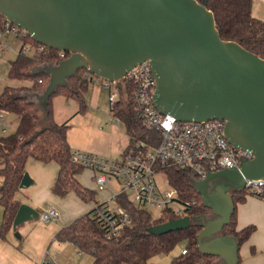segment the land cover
I'll list each match as a JSON object with an SVG mask.
<instances>
[{
  "label": "water",
  "instance_id": "water-1",
  "mask_svg": "<svg viewBox=\"0 0 264 264\" xmlns=\"http://www.w3.org/2000/svg\"><path fill=\"white\" fill-rule=\"evenodd\" d=\"M0 14L38 44L70 54L58 65L38 68L50 75L38 95L43 109L79 70L117 82L122 90L127 73L149 61L161 114L180 122L225 121L229 142L254 158L243 160L239 170L193 183L210 217L186 216L148 231L164 235L199 223V251L219 257L220 264H239L238 241L220 232L235 212L231 192L243 191L246 179H264V59L223 40L214 13L197 0H0ZM32 183L26 172L20 187ZM38 217L21 204L13 229Z\"/></svg>",
  "mask_w": 264,
  "mask_h": 264
},
{
  "label": "trees",
  "instance_id": "trees-1",
  "mask_svg": "<svg viewBox=\"0 0 264 264\" xmlns=\"http://www.w3.org/2000/svg\"><path fill=\"white\" fill-rule=\"evenodd\" d=\"M197 1L214 13L216 27L223 40L235 41L244 49L264 59V21L253 16V0ZM3 18L4 16L0 14V19ZM25 41L34 47L38 46L30 36ZM62 61L59 50L51 49L47 55L20 54L10 62L9 79L30 81L32 85L8 86L0 94V112L13 114L18 119V127L14 133L7 136L0 134V178L3 180L0 186V207L4 209L0 227L2 239H6L13 228L15 216L21 205L16 199V194L21 189L20 184L30 159L45 164L52 162L58 164L57 179L52 187L55 195L65 197L75 192L86 203L95 200V191L83 186L77 178L85 168L71 162L72 149L67 139L69 127L66 123L58 125L52 113V99L56 95L76 99L81 109H85L84 93L87 88L84 76L88 71L79 70L68 79V86H59L49 98L46 109L30 98L33 93L41 95L50 82V75L45 71H38V68L43 65H58ZM132 91L133 86L125 80L122 81L120 97L112 108V114L125 125L130 136L129 146L134 141L151 139L157 142V133L143 127L134 109ZM167 177L170 186L179 191L180 199L198 200L200 203L188 211V216L212 215V211L201 202V195L193 185L196 181L193 175L170 168L167 170ZM231 194L235 212L220 235L236 238L240 249L255 232V227L248 226L241 230L237 228V207L238 204L245 202L248 194L245 190L233 191ZM117 202L133 217L132 224L125 227L118 238L108 239L90 212L63 227L55 239L58 242L75 244L80 251L93 257V264H152L153 258L170 254L182 243L187 244L188 253L176 257L173 264H220L219 257L204 255L199 251L197 241L203 229L199 223H193L188 229L177 232L152 234L148 231L151 227L178 217L170 211H164L160 219H153L146 208L133 204L127 195L119 196Z\"/></svg>",
  "mask_w": 264,
  "mask_h": 264
},
{
  "label": "built area",
  "instance_id": "built-area-1",
  "mask_svg": "<svg viewBox=\"0 0 264 264\" xmlns=\"http://www.w3.org/2000/svg\"><path fill=\"white\" fill-rule=\"evenodd\" d=\"M14 37L21 48L12 46L6 49L20 54H49L51 48L38 44L32 46L25 40L29 33L13 25L4 16L0 19V39ZM62 60L68 58V53L59 51ZM86 79L108 91V102L111 108L117 103L120 91L117 82L87 73ZM133 86L131 100L143 127L157 133V142L134 141L119 160H111L101 155L88 154L82 151H72L71 162L75 165L93 171V179L99 191H110L108 201L99 202L91 211L92 218L102 228L108 239L118 238L122 230L132 224L133 217L117 202L121 195H127L133 204L139 207H154L172 212L176 217L188 216V211L198 200L187 201L179 197V191L170 186L167 170L176 168L186 171L195 177L196 181L205 179L211 173L223 170H239L243 160L254 158L249 151L234 147L225 136V121L213 119L202 122H180L175 115H163L154 104V94L157 81L149 61H146L131 71L122 81ZM116 123L120 121L116 118ZM14 128V123L8 121L5 112H0V134H5ZM159 175L166 177V187H161L157 180ZM117 181L119 190L111 187ZM244 190L248 195L264 200V179H246ZM202 202V201H201ZM203 203V202H202ZM59 212L53 207H47L39 214L42 222L57 220ZM179 255L188 253L187 244H180ZM42 264H56L44 260Z\"/></svg>",
  "mask_w": 264,
  "mask_h": 264
},
{
  "label": "crops",
  "instance_id": "crops-1",
  "mask_svg": "<svg viewBox=\"0 0 264 264\" xmlns=\"http://www.w3.org/2000/svg\"><path fill=\"white\" fill-rule=\"evenodd\" d=\"M252 13L256 19H264V0H253ZM8 46L18 50L21 48V44L12 36L0 39V53L2 55L14 54L13 60H15L18 55L14 51L6 49ZM86 76L87 73L84 76L87 88L84 93V110L81 109V105L76 99L67 98L64 95L53 97V119L58 125L67 123L70 118L79 117L81 118L80 124L100 123L101 117L88 112L89 107L96 106L99 102V96L93 87L100 86V84L87 80ZM38 97L34 93L30 95V98L37 103H39ZM98 110L100 111V109ZM125 133L129 137L130 143V136L127 134L126 128ZM129 143L124 152L120 154V159L126 152ZM58 171L59 166L54 162L45 164L34 159L28 160L26 172L32 178L33 183L30 187L21 188L16 194V199L21 204L32 207L39 214L47 207H53L59 212V217L57 220L47 223L42 222L38 217L19 225L15 230L12 228L6 239L0 238V264H42L44 260H50L56 264H93L94 259L91 255L80 251L73 243L58 242L55 237L63 227L90 213L97 203L108 201L111 198V192L97 189L93 179L94 173L90 170L92 180H88L83 174H79L77 178L83 186L95 191L94 201L82 205L73 195L59 197L52 192ZM1 185L2 182H0ZM3 217L4 209L0 207V227ZM248 226H254L255 232L239 249V264H264V200L251 195H248L245 202L238 204L237 207V228L241 230ZM17 234L20 237H17ZM16 238L23 240L18 249L15 247ZM180 249L179 245L170 254L156 256L153 258L152 264H173V260L179 256Z\"/></svg>",
  "mask_w": 264,
  "mask_h": 264
},
{
  "label": "rangeland",
  "instance_id": "rangeland-1",
  "mask_svg": "<svg viewBox=\"0 0 264 264\" xmlns=\"http://www.w3.org/2000/svg\"><path fill=\"white\" fill-rule=\"evenodd\" d=\"M258 20L264 21V19ZM14 57V54L2 55L0 53V94L8 86L21 87L24 85H31L30 81L9 79L8 71L10 67V60L12 61ZM93 89L99 96V102L96 106L93 105V107H89L88 112L101 117L100 123L80 124L81 122L79 121H81V118L79 116V118H70L66 123L69 127L68 143L73 151L80 150L88 154H102V156H105L108 159L119 160L121 156L120 154L124 152L129 143V137L125 133L124 124L122 122L119 124L116 123V118L112 114V108L108 102V91H105L100 86H94ZM98 109H100V111ZM6 118L8 121L14 123V128L5 134H1L4 136L14 133L18 127V119L15 115L7 113ZM89 171L90 170L85 168L81 174H83L88 180H92ZM157 180L161 187H166V177L159 175ZM2 181V178H0V182ZM111 187H113L116 191L120 189V185L117 184V181L112 182ZM69 194L78 199L82 205L87 204L81 200L75 192H71ZM146 210L153 219H160L162 217L160 209L147 207ZM22 243L23 240L16 238L15 247L18 249Z\"/></svg>",
  "mask_w": 264,
  "mask_h": 264
},
{
  "label": "flooded vegetation",
  "instance_id": "flooded-vegetation-1",
  "mask_svg": "<svg viewBox=\"0 0 264 264\" xmlns=\"http://www.w3.org/2000/svg\"><path fill=\"white\" fill-rule=\"evenodd\" d=\"M212 189H214V187L211 185V186H210V190H212Z\"/></svg>",
  "mask_w": 264,
  "mask_h": 264
}]
</instances>
